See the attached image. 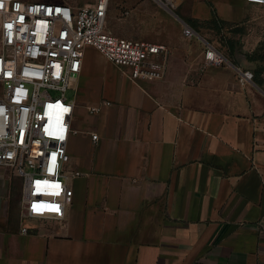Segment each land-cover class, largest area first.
Wrapping results in <instances>:
<instances>
[{
  "label": "crops",
  "instance_id": "0c3cea01",
  "mask_svg": "<svg viewBox=\"0 0 264 264\" xmlns=\"http://www.w3.org/2000/svg\"><path fill=\"white\" fill-rule=\"evenodd\" d=\"M213 17L264 21L244 0L109 1L107 30L165 45L166 72L133 80L84 49L65 165L82 174L62 220H26L21 180L0 166V264H264L263 82L241 84L218 49L219 65L174 68L176 39H195L181 21Z\"/></svg>",
  "mask_w": 264,
  "mask_h": 264
},
{
  "label": "built area",
  "instance_id": "2783aa9c",
  "mask_svg": "<svg viewBox=\"0 0 264 264\" xmlns=\"http://www.w3.org/2000/svg\"><path fill=\"white\" fill-rule=\"evenodd\" d=\"M109 1L79 6L0 0V166L10 167L21 180L23 219L62 220L73 196L69 178L82 174L65 171L69 134L77 130L71 128L73 102L64 93L81 70L84 49L96 48L133 80L160 79L166 72L165 45L107 30ZM151 1L170 11L181 2ZM244 1L264 6V0ZM181 25L184 37L201 38L188 23ZM204 46L205 64L225 61L211 43L204 40ZM238 72L241 84L252 80L251 71Z\"/></svg>",
  "mask_w": 264,
  "mask_h": 264
},
{
  "label": "rangeland",
  "instance_id": "374dc122",
  "mask_svg": "<svg viewBox=\"0 0 264 264\" xmlns=\"http://www.w3.org/2000/svg\"><path fill=\"white\" fill-rule=\"evenodd\" d=\"M24 1H43L58 2L66 1L73 5H84L93 0H24ZM118 6L115 8L117 10ZM251 8L257 14H264V6L251 4ZM108 17V15H107ZM107 22V19H106ZM192 25V23H191ZM201 38L192 40H178L177 46L181 49L176 53L174 68L180 72L182 68L201 69L205 64L204 59V40L211 43L216 49L225 55L235 59L242 69L249 70L253 74V79L261 80L264 85V21L240 25L223 26L219 31L211 30L207 25H192ZM183 49V50H182ZM186 52H185V51ZM185 52V54L181 53ZM184 61H181L184 59ZM120 68V67H119ZM126 71L125 68H121ZM75 88L71 86L65 91L64 96L71 99L74 96ZM55 94V93H54ZM30 220V219H29ZM41 221L42 219H34Z\"/></svg>",
  "mask_w": 264,
  "mask_h": 264
},
{
  "label": "trees",
  "instance_id": "16d2710c",
  "mask_svg": "<svg viewBox=\"0 0 264 264\" xmlns=\"http://www.w3.org/2000/svg\"><path fill=\"white\" fill-rule=\"evenodd\" d=\"M214 14V13H213ZM186 23H188L189 25H198L200 26V24L196 23L195 21H192V20H187L185 21ZM202 25H207V27L215 30V31H219L224 24H226L225 22L223 21H220L219 19H217L216 17H213L210 21H206V22H203L201 23ZM191 25V26H192ZM193 27V26H192ZM194 28V27H193ZM195 29V28H194ZM196 30V29H195ZM197 31V30H196Z\"/></svg>",
  "mask_w": 264,
  "mask_h": 264
}]
</instances>
